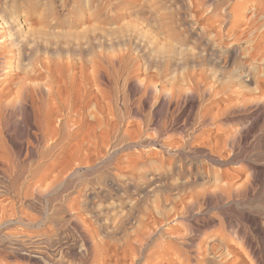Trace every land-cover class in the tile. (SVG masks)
I'll return each mask as SVG.
<instances>
[{
  "label": "rangeland",
  "instance_id": "rangeland-1",
  "mask_svg": "<svg viewBox=\"0 0 264 264\" xmlns=\"http://www.w3.org/2000/svg\"><path fill=\"white\" fill-rule=\"evenodd\" d=\"M2 37L7 79L90 106L0 126V264H264V0H0Z\"/></svg>",
  "mask_w": 264,
  "mask_h": 264
},
{
  "label": "bare ground",
  "instance_id": "bare-ground-1",
  "mask_svg": "<svg viewBox=\"0 0 264 264\" xmlns=\"http://www.w3.org/2000/svg\"><path fill=\"white\" fill-rule=\"evenodd\" d=\"M228 17V16H227ZM219 18H220V16H219ZM219 18L217 17V19H213V18H211V19H213V20H215V22H217V20H219ZM221 18H223L222 16H221ZM220 18V20L219 21H222V19ZM224 19V18H223ZM226 19V18H225ZM12 20H10L9 22H11ZM224 21H226V20H224ZM236 21V20H235ZM239 21V20H238ZM231 27V26H230ZM15 28V27H14ZM225 29V28H224ZM17 30V29H16ZM229 30H230V32H231V28H229ZM229 30H228V32H229ZM13 31V30H12ZM11 31V32H12ZM21 32V31H20ZM19 31H14L13 32V35H11V39H10V44H12V46H15V47H17V50H19V51H21L22 52V54L23 55H29V56H31V52H32V49H30L29 48V46H28V43L26 42V40L24 39V35H23V33H20ZM223 32V31H222ZM220 33H221V31H220ZM220 33L218 34V35H220ZM217 35V36H218ZM222 35V34H221ZM220 35V36H221ZM216 36V37H217ZM223 36V35H222ZM178 37V36H177ZM218 38H220V37H218ZM223 39H225L224 37H223ZM222 39V40H223ZM4 40H5V38H3L2 37V39L0 40V57H1V59H3L2 61H0V126H8V124H7V118L9 119V117H10V115L12 116V114L13 113H15V111H17L16 109H24V107L27 109V110H29L30 111V113H32L31 111H36V110H34V109H37V112H39L38 110L39 109H43V110H41L40 111V113H37V114H39L38 115V117L36 116H34V115H32V117H34L33 118V120H31L32 121V123H33V121H34V123L32 124L31 123V126H30V128H35V126L37 127V132H33L32 134H33V136L35 137L34 139L35 140H38V139H36L40 134H41V138L42 139H44L43 137H47V138H49V139H52V140H54V138H55V136L57 137V136H60L59 134H63V133H65L66 132V134H68V135H72L73 134V136H74V133H70L69 131H67L68 130V128H69V126H72L73 124L75 125L76 124V120L74 119V117H73V115H69V112H70V110L74 107V110H75V112H76V114H75V116L76 117H78V115H79V117L80 118H76V119H78L79 121H81V122H83V118H85V109L86 108H88L89 106H90V101H86V103L83 105V104H73L72 102H70V101H68V102H66V103H64V104H62V105H60L57 109H54V110H50L49 108L50 107H48V103H50V102H47L45 99H44V96L46 95H42V92L43 91H48V92H50L51 94L53 93V92H51V90H53V88L52 87H48V86H44V82H41L42 81V76H41V74L43 75V73H41L40 72V74H36V70H32V69H28V70H24L23 71V74L22 75H20V77H18L17 79H7L6 78V76H5V74H7V72L10 70H7L8 69V67H10V66H7L8 65V61L9 60H7V58H9L8 56H9V54H11V47H8V48H10V49H8L7 48V46L6 45H4L2 42H4ZM174 41V40H173ZM262 41V40H261ZM182 42V41H181ZM260 42V41H259ZM259 42H258V48H259V46H261V45H259ZM263 42H264V40H263ZM176 43V42H175ZM262 43V42H261ZM174 45V44H173ZM236 46V45H235ZM234 46V47H235ZM35 49H34V51L36 50H38V47L37 46H35L34 47ZM176 49L177 48H175L173 51L175 52L176 51ZM180 49V48H179ZM230 50V49H229ZM258 50H260L259 52H258ZM33 51V52H34ZM171 51V50H170ZM238 52H239V50H237ZM252 51H253V49H252ZM17 52V51H16ZM228 52H230V51H228ZM234 52V51H233ZM251 52V51H250ZM257 54L259 55V56H262V57H264V44H262V47H260L259 49H257ZM250 54V53H249ZM174 55V54H173ZM233 55V54H232ZM247 55H248V53H247ZM252 55V54H251ZM248 56H250V55H248ZM172 57V56H171ZM213 57V56H212ZM251 58L252 59H254V55L253 56H251ZM251 58L249 59V60H251ZM256 58V57H255ZM261 58V57H260ZM259 59V58H258ZM264 59V58H263ZM248 60V59H247ZM255 60V59H254ZM257 60V59H256ZM260 60H262V59H260ZM123 61H124V59H121V61H120V63L121 64H123ZM108 62V61H107ZM167 62V61H166ZM44 64V63H43ZM42 64V65H43ZM29 65H31L30 63H29ZM167 65H169V64H167ZM27 67H28V65H27ZM46 66H45V64H44V66H43V68H45ZM100 67H102V66H100ZM264 67V66H263ZM11 68V67H10ZM24 68V67H23ZM29 68V67H28ZM42 68V69H43ZM24 69H27V68H24ZM102 69V68H101ZM105 69V68H104ZM12 70V69H11ZM51 70V69H50ZM164 70H165V67H164ZM45 71H47V70H45ZM49 71V70H48ZM102 71V70H101ZM264 71V70H263ZM95 72L96 73H100L99 72V66H97V68L95 69ZM105 72V71H104ZM246 72V71H245ZM249 72V71H248ZM193 73V72H192ZM197 73V72H196ZM202 73H204V72H202ZM242 73V72H241ZM107 74V73H106ZM190 74V73H189ZM188 74V75H189ZM264 74V73H263ZM262 74V75H263ZM94 75H96L97 76V74H94ZM192 75V74H191ZM253 75V74H252ZM16 76H18L17 74H16ZM15 76V77H16ZM96 76H94V79L96 80V78H98V77H96ZM103 76H105V75H103ZM190 76V75H189ZM195 76V75H194ZM196 76H198L197 74H196ZM203 76V75H202ZM257 76V75H256ZM45 77V76H44ZM192 77V76H191ZM190 77V78H191ZM200 77V76H199ZM258 77V76H257ZM261 77V76H260ZM201 78V77H200ZM203 78V77H202ZM254 78H255V76H254ZM45 79V78H44ZM107 79V78H106ZM105 79V80H106ZM109 79V78H108ZM107 79V80H108ZM189 79V78H188ZM198 79V78H197ZM196 78H195V82H198V80H197ZM204 79V78H203ZM5 80H7L8 82L7 83H4V85L2 84V82L3 81H5ZM88 80H91L90 78L88 79ZM95 80H93L94 82H95ZM101 80V82H102V80L103 79H100ZM104 80V81H105ZM189 80H191V79H189ZM201 80V79H200ZM256 80V79H255ZM259 80V82L257 83L258 84V87L257 88H259V91L261 92L260 94H262V92H264V77H262L261 79H258ZM49 81V80H48ZM47 81V82H48ZM97 81V80H96ZM98 81H99V79H98ZM51 82H53V80L51 81ZM51 82H49L50 83V86H51ZM93 82V83H94ZM100 82V81H99ZM98 82V83H99ZM100 82V83H101ZM108 82H109V80H108ZM43 83V84H42ZM48 83V84H49ZM88 83H92V82H89L88 81ZM87 83V84H88ZM98 83H97V85H98ZM107 83V82H106ZM2 84V85H1ZM47 84V85H48ZM54 84V83H53ZM103 84H104V82H103ZM201 84V83H200ZM97 85H95V86H97ZM99 85H101V84H99ZM194 85H196V84H194ZM84 86H86L87 87V85H84ZM106 86H107V84H106ZM60 87V86H59ZM70 87V86H69ZM86 87H84V88H86ZM90 87V86H89ZM88 87V88H89ZM91 88V87H90ZM93 88V87H92ZM55 89V88H54ZM58 89H60V88H58ZM209 89H211V88H209ZM256 89V88H255ZM57 90V89H56ZM61 90V89H60ZM69 90V89H68ZM101 90H103V89H101ZM258 90V89H257ZM57 91H59V90H57ZM39 94H38V93ZM62 91H60L59 93L60 94H62L61 93ZM47 93V92H46ZM50 93H47V95H49L50 96ZM56 93V92H55ZM58 93V92H57ZM59 93H58V95H59ZM86 93H89V89H86L85 90V94ZM104 93V92H103ZM102 93V94H103ZM213 93V92H212ZM38 94V95H37ZM54 95V94H53ZM51 96V97H54V96ZM57 95V94H56ZM56 95H55V97H56ZM71 95V94H70ZM69 95V96H70ZM35 96H37L36 98H35ZM264 96V95H263ZM51 97H49V99H51ZM54 97V98H55ZM71 97V96H70ZM48 98V97H47ZM53 98V99H54ZM35 100H38L37 101V105L35 104ZM55 100V99H54ZM53 100V101H54ZM58 100V99H57ZM49 101V100H48ZM52 101V100H51ZM53 101H52V103H53ZM56 101V100H55ZM259 101V100H258ZM47 102V103H46ZM58 102V101H57ZM60 102V101H59ZM108 102V101H107ZM106 102V103H107ZM110 102V101H109ZM52 103L50 104V105H52ZM55 103V102H54ZM60 104V103H59ZM49 105V106H50ZM22 106H24V107H22ZM22 107V108H21ZM18 109V110H19ZM106 109H107V107H106ZM19 110V111H20ZM105 110V109H104ZM23 111V110H22ZM28 111V112H29ZM24 112H26V111H24ZM28 112H27V115H28ZM107 113H108V111H106ZM18 113V112H17ZM22 113L23 112H21L20 111V114L22 115ZM106 113V114H107ZM19 114V113H18ZM21 115H18V116H21ZM25 115V114H24ZM67 115H68V119H66L65 121H61L62 120V118L64 117V116H66L67 117ZM17 116V115H16ZM108 116V115H107ZM25 118H27V117H30V115L29 116H27L26 117V115L24 116ZM55 117H56V119H58L57 120V123L55 124V122H54V120L56 121V119H55ZM106 117V116H105ZM87 118V117H86ZM106 119H107V117H106ZM105 119V121H110L109 120V117H108V119L106 120ZM10 120H12L11 118H10ZM26 120V119H25ZM27 120H28V118H27ZM85 120H87L88 121V119H85ZM29 121V120H28ZM31 121H29V123L31 122ZM90 121V120H89ZM11 123V122H10ZM9 123V124H10ZM28 123V122H27ZM26 123V124H27ZM55 125H54V124ZM78 123V122H77ZM87 123V122H86ZM90 123V122H89ZM103 123V122H102ZM106 123V122H105ZM107 124V123H106ZM25 125V124H24ZM24 125H22V126H24ZM79 126H80V124H78ZM82 125H84V124H82ZM91 125H93L92 124V122H91ZM110 125H111V123H110ZM16 126V125H15ZM27 126V125H26ZM25 126V128H27ZM52 126H55V127H52ZM56 126H58V127H56ZM77 126V125H76ZM75 126V127H76ZM85 126V125H84ZM87 126V125H86ZM88 126H90V125H88ZM106 126V125H105ZM107 126H109V122H108V125ZM74 127V126H73ZM30 128H29V130H30ZM74 130V129H73ZM36 131V130H35ZM29 132V131H28ZM31 132V131H30ZM51 132V133H50ZM30 134V133H29ZM77 134V133H76ZM75 134V135H76ZM224 134V133H223ZM50 135V136H49ZM43 136V137H42ZM49 136V137H48ZM63 136V135H62ZM65 136V135H64ZM67 136V135H66ZM66 136H65V139H66ZM68 137H70V136H68ZM39 138H40V136H39ZM46 138V139H47ZM73 138V137H72ZM41 139V140H42ZM56 139V138H55ZM62 139V141H63V139H64V137H62L61 138ZM217 139V138H216ZM215 139V140H216ZM219 139V138H218ZM57 140V139H56ZM40 141V140H39ZM61 141V142H62ZM168 141V140H167ZM49 141L47 140V142L46 143H48ZM173 142V141H172ZM171 142V143H172ZM54 143V142H53ZM168 145V144H167ZM172 145V144H171ZM170 145V146H171ZM47 146V145H46ZM48 147V146H47ZM21 148V147H20ZM20 148H19V150H20ZM86 148V147H85ZM87 149V148H86ZM73 150V149H72ZM80 150V149H79ZM79 150L76 152L77 154V156H80V155H78V152H79ZM88 151L90 150V149H87ZM86 150V151H87ZM85 151V150H84ZM87 151V152H88ZM72 152V151H71ZM83 152V151H82ZM81 152V153H82ZM86 152V153H87ZM89 153V152H88ZM87 153V154H88ZM85 154V153H84ZM86 154V155H87ZM83 155V154H82ZM71 156V155H70ZM11 156L9 155V153H7L4 149H2V148H0V161H3L2 163H4V161H8L9 160V158H10ZM58 157H60V156H57V158ZM81 157V156H80ZM83 157H85V155H83ZM57 158H56V160H57ZM61 159V158H60ZM56 164V163H55ZM54 164V165H55ZM59 164V163H58ZM91 169V168H90ZM1 170V169H0ZM3 171V170H2ZM6 171V170H5ZM5 171H3V172H5ZM38 184V183H37ZM32 187H30V189H31ZM29 189V188H28ZM28 194H29V192H28ZM27 194V195H28ZM42 197V196H41ZM166 254H168V253H166ZM166 257V256H165ZM173 258V257H172ZM166 259V258H165ZM162 260H164V259H161L160 261H162ZM175 259L173 258V260L170 258V260H168L169 262L168 263H165V264H173L172 263V261H174ZM164 262H165V260H164ZM158 263V262H157ZM160 263V262H159ZM156 264V263H155ZM161 264H162V262H161Z\"/></svg>",
  "mask_w": 264,
  "mask_h": 264
}]
</instances>
